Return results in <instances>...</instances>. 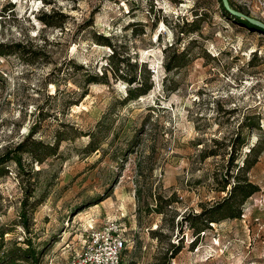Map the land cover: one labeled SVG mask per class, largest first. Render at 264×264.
<instances>
[{"label": "rangeland", "instance_id": "rangeland-1", "mask_svg": "<svg viewBox=\"0 0 264 264\" xmlns=\"http://www.w3.org/2000/svg\"><path fill=\"white\" fill-rule=\"evenodd\" d=\"M232 2L264 21V0ZM7 4L0 42L31 43L46 57L0 56V153L36 122L34 137L45 142L61 124L79 132L65 128L61 157L32 164L41 171L31 199V236L49 246L41 264H66L89 226L107 218L124 230L122 264H151L168 238L177 242L182 234V250L170 264H264V149L248 172L260 189L244 202L240 218L212 223L193 247L186 226L179 233L163 227L159 239L151 234L224 196L214 177L224 172L236 133L245 139L236 164L249 147H264V34L234 23L218 0H0V10ZM52 9L66 17L62 27L38 19ZM177 14L199 20L198 29L177 39ZM95 33L112 37L131 62H147L153 83L146 94L120 106L129 85L108 75V84H88L81 99L84 75L100 74L111 53L95 42ZM175 51L185 64L168 71L162 62ZM245 118L258 127L241 128ZM91 131L101 144L87 154ZM210 150L216 155H207ZM24 167H30L27 155ZM20 180L13 163L0 177V251L25 236L17 224ZM154 194L174 200L164 215L146 211Z\"/></svg>", "mask_w": 264, "mask_h": 264}, {"label": "trees", "instance_id": "trees-1", "mask_svg": "<svg viewBox=\"0 0 264 264\" xmlns=\"http://www.w3.org/2000/svg\"><path fill=\"white\" fill-rule=\"evenodd\" d=\"M231 7L238 10H242L239 6H236L232 0H228ZM219 8L221 12L229 17L234 23L244 26L248 29L255 31H261L258 27L250 24L245 19L231 15L223 6L221 0H218ZM11 4L3 5L0 10V15H4L6 10ZM9 10V9H8ZM198 19L199 15L195 14ZM65 16L62 12H57L51 10L49 12L42 11L38 19L42 21L45 26L48 27H62L65 22ZM199 20H188L185 14H177L174 20V29L176 30V37L184 35L185 32H193L198 29L199 24H196ZM156 22V21H155ZM91 21L87 25H90ZM131 25V24H129ZM94 40L99 45L108 46L111 49L109 54L108 62L105 64L103 71L98 73L86 72L83 79V89L80 92L81 99L88 94L87 85L93 83H105L108 84V75L112 76L114 79L124 81L129 87L126 90L125 96L118 100L120 106H124L130 100H136L138 97L146 94L148 90L152 88L151 83H153V70L149 67L147 62H142L137 64L136 61L131 62L129 56H124L122 52H119V46H116L112 42V37L104 35L102 33H95ZM172 47V45H171ZM165 50V48H164ZM177 53V51H175ZM173 56L167 58V61L162 62L163 68L170 71L172 68H179L184 66V54L178 52ZM11 54H16L19 57L27 58L30 61H35L46 57L45 52L41 48L34 47L31 43L27 42H11L4 43L0 42V56H7ZM164 58V57H163ZM75 70H79L82 66L73 65ZM165 71V70H164ZM166 75L164 74L162 78V83ZM167 93L171 92L172 89H167ZM41 118L39 119V121ZM102 120L98 121V126L101 125ZM241 128L251 127L257 128L258 124L250 123V118H245L240 123ZM62 129H57L54 133L52 142H45L41 139L34 137V134L38 130L37 122L31 126L28 133L18 142L13 145L5 147V149L0 153V177L8 174L9 164L13 163L16 166L17 173L20 177L25 180L19 181V186L22 190L23 197L20 201V210L18 212V221L24 233V238L20 241H15L6 250L0 251V264H41L43 257L48 251V243L42 242L37 244L31 236V217L30 211L34 207L35 200L34 191L36 185V176L40 174L41 169L33 170L32 164H42L47 159H58L61 157V152L59 150L62 141L66 140L64 133L65 128L72 130L76 135L79 134L78 130L72 126H65L61 124ZM89 137L88 142L84 146V151L87 154L97 150L101 144L99 138L96 137L93 131L86 134ZM245 139L236 133V136L231 139L230 142V152H228L226 158V167L222 174H216L215 178V190L217 192H224L219 200L212 203L199 204V211H185L175 222L173 219L164 224V226L157 227L151 230L153 237L157 239L164 235L163 227L168 230H173L175 227L178 228L177 233H179L183 226H186L192 230L194 237L190 241L191 247L197 243L198 237L206 229L211 228L212 223H218L226 219H237L240 218L242 214L244 202L252 196L254 193L259 191V186L254 183L248 177V172L258 161V156L264 147L260 148L254 144L248 148L242 163L236 164V155L241 145H244ZM24 155L28 156L30 161V167H24ZM207 155H216V152L210 150ZM33 175L35 178H33ZM220 178H219V177ZM21 179V178H20ZM110 190L107 192L105 198L109 196ZM136 194L139 197V193ZM153 200L155 202L154 206H146L147 213L156 212L160 214H165L168 209H170L173 199L171 197H165L162 195L154 194ZM33 205V206H32ZM91 205V204H90ZM2 207L1 195H0V209ZM1 237V234H0ZM183 234L177 240V242L168 241L166 246L163 247L162 251L159 252L158 257L154 259L151 264H170L171 260L182 250L183 247ZM162 242V241H161Z\"/></svg>", "mask_w": 264, "mask_h": 264}, {"label": "built area", "instance_id": "built-area-1", "mask_svg": "<svg viewBox=\"0 0 264 264\" xmlns=\"http://www.w3.org/2000/svg\"><path fill=\"white\" fill-rule=\"evenodd\" d=\"M126 237L117 219H105L97 226H89L81 248L66 264H122Z\"/></svg>", "mask_w": 264, "mask_h": 264}, {"label": "water", "instance_id": "water-1", "mask_svg": "<svg viewBox=\"0 0 264 264\" xmlns=\"http://www.w3.org/2000/svg\"><path fill=\"white\" fill-rule=\"evenodd\" d=\"M224 8L231 14L237 17H240L242 19H245L246 21H248L250 24L258 27L261 31H259L260 33L264 34V21L256 18V17H252L246 13H244L242 10H238L236 8H233L230 6L228 0H221ZM253 30H256V28L253 27Z\"/></svg>", "mask_w": 264, "mask_h": 264}]
</instances>
